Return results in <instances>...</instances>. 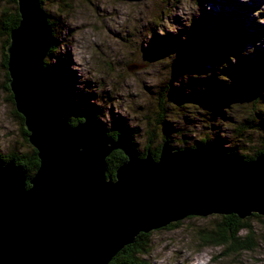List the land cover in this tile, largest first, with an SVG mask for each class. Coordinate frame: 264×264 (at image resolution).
Here are the masks:
<instances>
[{
    "label": "water",
    "instance_id": "1",
    "mask_svg": "<svg viewBox=\"0 0 264 264\" xmlns=\"http://www.w3.org/2000/svg\"><path fill=\"white\" fill-rule=\"evenodd\" d=\"M16 5L7 85L39 166L28 179L13 159L0 165V264H109L140 234L189 217H264V152L245 161L164 142L155 160L139 157L130 134L109 136L93 113L75 126L58 116L44 67L50 25L39 0ZM114 151L126 161L112 180Z\"/></svg>",
    "mask_w": 264,
    "mask_h": 264
},
{
    "label": "rangeland",
    "instance_id": "2",
    "mask_svg": "<svg viewBox=\"0 0 264 264\" xmlns=\"http://www.w3.org/2000/svg\"><path fill=\"white\" fill-rule=\"evenodd\" d=\"M42 1V9L48 14L52 26L53 57L46 56L44 62L53 84L57 115L72 119L78 113L93 112L98 122L111 131H132V139L139 152L148 145L146 121L151 119L155 100L159 98L158 94L161 95L165 83L168 85L173 73V63L165 53L156 61L143 53V49L150 46L151 32L160 38L159 43L167 37L171 39L169 42L187 39L192 46H200L203 22L208 20L210 24V15L220 12L240 21L241 27L248 28V32H255V28L264 29V0ZM13 8L14 4L9 0H0V13ZM1 46L0 36V156L6 157L13 153H25L30 145L9 101ZM244 53L261 57L264 55V40L253 37ZM187 60L176 71L177 79L171 83V93H176L179 81L185 85L192 79L202 80L189 87L188 92L202 91L206 85L200 89L201 83L218 81L212 79V71L204 58L189 52ZM205 104L198 102L189 106L178 114L179 119L168 121L169 125L174 128L179 126L185 132V142H195L200 140L204 128L213 123V130L224 134L212 137L210 142L223 149L237 150V146H243L246 140H239L230 131L232 127L225 124V119L219 120L215 110L209 109L207 102ZM213 106L210 103V107ZM169 107L175 109L174 104ZM210 113H215L216 119ZM227 117L231 120L229 124L234 126L242 118L236 112L228 113ZM255 133L250 134L257 146L259 141ZM170 139L173 146L181 145L179 135L171 134ZM159 143L158 135L150 147L155 148ZM245 146L239 152L252 150ZM223 221L220 215L190 217L173 223L175 225L151 231L143 260L146 264H264L262 216L259 219L249 217L247 221L254 231L252 249L230 254L226 247H202L198 233L212 230ZM245 234L244 231L240 236Z\"/></svg>",
    "mask_w": 264,
    "mask_h": 264
},
{
    "label": "trees",
    "instance_id": "3",
    "mask_svg": "<svg viewBox=\"0 0 264 264\" xmlns=\"http://www.w3.org/2000/svg\"><path fill=\"white\" fill-rule=\"evenodd\" d=\"M9 1L14 4L13 10L4 9L0 13V36L2 38L1 57L3 60L2 67L5 70L6 83H8V74L6 71L7 56L5 54V49L9 43L10 31L15 29L19 23L16 0ZM208 1L210 2L212 0ZM39 2L42 9L43 1L39 0ZM44 14L50 25L52 35V26L48 14L45 12ZM209 23L210 24H208V20H206L201 26L202 31L200 38L202 41L200 46H192L187 39L169 42L171 39L167 37L163 38V42L159 43L158 41L160 38L155 36L154 32L150 33L152 37L149 43L150 46L146 45L147 48L143 49V53L148 55L149 59L154 61L158 60L159 57L161 58L165 53L168 59L173 63V73L171 80L168 81V85L165 83V86H162L161 95L158 94L159 98L155 100V108L152 111L150 121H146L148 129V145L144 151L139 152V157H144L146 154H150L156 160L161 145L164 142H168L175 149L197 146L208 147L211 151L219 154H237L245 161H251L257 155L264 152V55L261 57H253L244 53L247 43L253 37L261 41L264 40V29L255 28L253 29L255 32H248V28L241 27L240 21L234 20V18H231V16L224 14L223 12L214 15L211 14ZM258 33L260 34L256 35ZM161 46L162 48L159 49ZM164 49H166V52ZM51 51L52 46L47 54V57L49 58L53 57ZM189 52H192V54L198 58H204V62L210 66V71H212V79L216 78L218 81H209L204 84L201 83L200 89L202 85H206V87H202V91L199 90V92H195L194 90L188 92L187 89L189 87H194L195 82L199 83L202 82V80L197 81L192 79L187 81L185 85H182V83H180L181 81H179L178 88L175 89L176 93H171V83L174 82L173 79H177L175 77L176 71L179 67L184 66L188 62V60L186 61V57ZM198 53L203 56L198 55ZM44 67L45 69L47 68L45 62ZM6 90L9 91L8 88H6ZM165 93L167 94L165 95ZM170 94L173 95V97H170ZM9 101L12 106H14L13 97L10 92ZM203 101L207 102L209 109L212 108L215 110L219 120L223 121L225 119V124L228 123L227 126L232 127V130L230 131H232L239 140H246L243 146L240 148L237 146V150L231 148L223 149L216 146L213 142H210L209 140L212 137L224 134V132L220 134L219 131H214L213 123L208 124L206 128H204V132H201L202 135L199 138L200 140L195 142H185V132H182L179 129V126L174 128V126L169 125L168 121L174 122L177 117L179 119L180 115L178 114H181L183 110H186L189 106H194L193 104L198 102L205 104L206 102L204 103ZM210 103L214 106L210 107ZM171 104H174L175 109L169 107ZM172 110L176 112L175 115ZM234 112L238 113V115L241 114L242 117L236 122V126L233 124L230 125L229 122L231 120L227 117L228 113ZM88 113L93 112L85 111L76 114L72 119H65L70 126H75L82 120V116ZM14 114L19 120L23 136H25L27 141V133L23 129V118L17 114L15 109ZM211 115L216 119L215 113H212ZM106 129L107 134L111 137H115L121 132L128 133L133 137L132 131L128 129H114V131H111V129L108 128ZM177 129L179 130L175 131ZM252 132H256L255 135L259 141L257 142V146L256 143H253V137L252 134H250ZM171 134H176L181 137V145L173 146V142L170 139ZM158 135L160 136L159 145L155 148H151V144L157 139ZM244 145H246L245 147H250L252 150L244 153L239 152ZM254 146L255 148H253ZM11 159L14 160L17 166L23 169L28 179L35 174L39 166L36 151L30 146L29 150L25 153H13L6 157L0 156V165H3ZM125 161L126 158L120 151L112 152L106 158V176L113 180L115 170ZM27 187H29L28 184ZM250 217L259 219V216L255 214ZM248 218L239 219L234 215L222 216L224 221L217 224L214 229L198 233V238L202 243V247L222 246L226 247V250L229 251L228 253L230 254H236L238 251H248L252 249L254 245V231L247 223ZM244 231L246 232L245 236H240ZM147 237L148 234H140L133 244L124 247L118 252L109 264H146L143 257L147 254Z\"/></svg>",
    "mask_w": 264,
    "mask_h": 264
},
{
    "label": "bare ground",
    "instance_id": "4",
    "mask_svg": "<svg viewBox=\"0 0 264 264\" xmlns=\"http://www.w3.org/2000/svg\"><path fill=\"white\" fill-rule=\"evenodd\" d=\"M49 50H50V48H49ZM49 50H48V52H49ZM48 54V53H47ZM47 56V55H46ZM175 114V113H174ZM230 114V113H229Z\"/></svg>",
    "mask_w": 264,
    "mask_h": 264
}]
</instances>
